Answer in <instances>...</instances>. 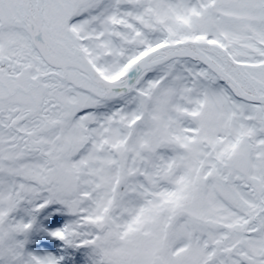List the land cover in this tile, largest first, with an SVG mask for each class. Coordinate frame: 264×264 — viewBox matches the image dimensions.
Segmentation results:
<instances>
[{"label": "snow or ice", "instance_id": "snow-or-ice-1", "mask_svg": "<svg viewBox=\"0 0 264 264\" xmlns=\"http://www.w3.org/2000/svg\"><path fill=\"white\" fill-rule=\"evenodd\" d=\"M0 264H264V0H0Z\"/></svg>", "mask_w": 264, "mask_h": 264}, {"label": "rangeland", "instance_id": "rangeland-1", "mask_svg": "<svg viewBox=\"0 0 264 264\" xmlns=\"http://www.w3.org/2000/svg\"><path fill=\"white\" fill-rule=\"evenodd\" d=\"M49 250H51V249H49Z\"/></svg>", "mask_w": 264, "mask_h": 264}]
</instances>
